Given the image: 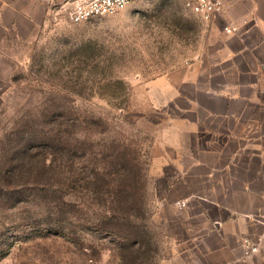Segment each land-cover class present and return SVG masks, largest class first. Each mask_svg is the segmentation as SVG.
I'll list each match as a JSON object with an SVG mask.
<instances>
[{
    "label": "rangeland",
    "instance_id": "obj_1",
    "mask_svg": "<svg viewBox=\"0 0 264 264\" xmlns=\"http://www.w3.org/2000/svg\"><path fill=\"white\" fill-rule=\"evenodd\" d=\"M209 27L184 0H135L80 24L51 19L0 51V264L192 260L176 240L201 221L179 220L175 122L203 94L192 82L250 79L233 72L249 67L240 57L219 65L224 36ZM141 231L152 250L131 253L122 237Z\"/></svg>",
    "mask_w": 264,
    "mask_h": 264
},
{
    "label": "crops",
    "instance_id": "obj_2",
    "mask_svg": "<svg viewBox=\"0 0 264 264\" xmlns=\"http://www.w3.org/2000/svg\"><path fill=\"white\" fill-rule=\"evenodd\" d=\"M66 1L0 0V51L40 32L52 8ZM222 1V13L208 23L224 36L219 65L240 57L249 67L238 64L233 72L250 79L222 81L217 88L192 82L203 94L187 98L172 146L187 160L180 166L187 195L179 220L196 219L201 227L194 234L186 227L185 245L176 241L179 255L191 252L187 264H264V0ZM226 27L235 31L228 34Z\"/></svg>",
    "mask_w": 264,
    "mask_h": 264
},
{
    "label": "built area",
    "instance_id": "obj_3",
    "mask_svg": "<svg viewBox=\"0 0 264 264\" xmlns=\"http://www.w3.org/2000/svg\"><path fill=\"white\" fill-rule=\"evenodd\" d=\"M135 0H67L59 6H54L51 19L62 20L71 24H80L93 19L117 14ZM186 8L203 22L210 23L223 11L222 0H184ZM225 31L231 34L233 27H226ZM180 204V203H179ZM180 205H185L181 203ZM259 221L264 225V198L260 211ZM252 251L257 250L254 245H247Z\"/></svg>",
    "mask_w": 264,
    "mask_h": 264
},
{
    "label": "trees",
    "instance_id": "obj_4",
    "mask_svg": "<svg viewBox=\"0 0 264 264\" xmlns=\"http://www.w3.org/2000/svg\"><path fill=\"white\" fill-rule=\"evenodd\" d=\"M126 202H129L128 200ZM126 242H130L129 246H131L130 251L131 253L134 254H139L142 253V248L143 246H146L147 251L152 250V245L150 241V234L146 233V231H141L135 236H125L122 237ZM132 249V250H131ZM138 259V257L136 258Z\"/></svg>",
    "mask_w": 264,
    "mask_h": 264
}]
</instances>
